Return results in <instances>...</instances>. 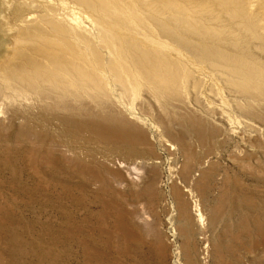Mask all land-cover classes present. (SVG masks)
<instances>
[{"label": "rangeland", "instance_id": "374dc122", "mask_svg": "<svg viewBox=\"0 0 264 264\" xmlns=\"http://www.w3.org/2000/svg\"><path fill=\"white\" fill-rule=\"evenodd\" d=\"M179 1L176 0L177 7L180 6V11L184 12H182L183 14L180 12L181 15L179 8L175 10L167 8L165 10L163 7L164 9H161L162 3L158 5L160 10L157 6L156 12L154 10L152 14L149 12L152 17L154 13L156 16V19L150 16V20H153H151L152 23L158 21L159 25L162 26L166 23L165 20L169 21L170 23L167 22L168 25L162 27L164 30L158 26L157 22L156 25L162 33L165 30L164 34L169 35L170 33V38L175 35V37L173 36L174 39L172 38L174 41L180 38L177 42L182 43V45H188L186 41L189 39L190 41L195 40L193 37L196 34L198 36L203 34L201 37L204 40L202 41H198L202 38L196 35L197 40L195 41L198 42L196 44L198 46L192 45L195 41H187L189 44L192 43L191 49H197L196 51L190 49L188 55L187 52L179 55L174 49L169 48V50L167 47L163 48L159 45L157 47H154L156 45L152 46V49L155 50L153 59L157 58L155 60L159 61L160 65L164 61L166 64L169 61L168 65L165 63L162 65L163 69L165 66L167 68L164 70L169 71L170 68L172 71L176 67L179 68V64H183L180 65L181 70L180 68L174 70L175 73L179 70V74L174 76L175 79L170 82L167 81L168 79L163 80L158 83V87L154 81L149 83V80L137 78V81H140L132 85L131 81H126L129 80L126 76H121V80H115L108 71H105L104 74L100 71L99 74L96 71L97 75L100 76V85L104 84V86L101 85L100 87H103H99L97 90L101 89L100 94L93 92L94 96H97L95 99L92 93L89 95L84 92L82 86H76V82L75 85L70 84L69 86L70 89L73 88V91L75 88L76 94H71V92L73 93L71 90L65 92L68 89L66 88L68 82L71 83V79L63 75L61 71L52 68L51 64L47 63V57L43 55V52L37 50L38 44L42 40L36 36L38 31L35 32L36 29L49 31L50 22L52 24V21L57 19V21H62L67 24L69 30L72 29V31H78L77 33L81 34L79 35L81 40L77 37L75 39L71 37V39L76 40L77 38L75 43H78L77 46L80 49L76 59H79L80 61H78L81 63L84 59L87 61L91 56H87V54H92V52L83 48L84 43L85 46L90 47L94 42L92 47L95 48L100 44H98V39L95 40L94 32H87V27L93 29L89 22L90 17L84 11L86 8L69 0H0V65L3 64V59L5 60L13 52L18 51L19 61L27 60L28 57V60L30 58L35 61L41 59L40 66H46L48 72L53 69L50 72L51 75L57 74L52 78L47 77L48 79L37 77L39 81L33 79L36 86L33 88V85L29 84L25 86L26 83L21 79L19 81L12 78L7 81L0 77V264H264V118H262L264 117L262 113L264 112V109L262 110L264 97L259 95L264 94V90L256 91L261 88L259 86H263L261 89L264 88L262 85L264 84V76L254 70L252 61L250 64L244 62V59H249L250 54L252 57V53L253 56L255 55L256 58L258 57L260 61L264 62V0H253L255 3L251 2L252 0H243V6L248 8L251 6L249 10H252L250 11L248 8L243 10V6L239 4L242 3V0L240 2L236 0L239 2H237L239 7L241 6V9L239 8L241 12L240 10L237 11L236 15L234 12L232 13L231 9H228L229 4L225 3L224 7V3L218 4V0H212V3L211 0H200L201 5L199 0L194 3L191 0L190 2H188L189 0ZM204 2L209 4H204ZM184 6L185 9H183ZM227 6L228 8H226ZM211 9L219 10L218 12L222 14H232L230 16L225 14L224 17ZM161 10H165V12L162 11V13ZM189 11L188 16L186 14ZM164 13L166 14L165 17ZM210 13H212L211 16L208 15ZM249 13L251 19H249ZM173 14L180 18L178 19L176 16L175 20ZM193 14L198 15L192 21ZM206 14L207 18L204 16ZM244 15L247 16L244 17L246 20L242 18ZM256 15L259 19L254 17V22L252 16ZM181 17L185 19L182 20L183 22ZM201 17L205 19L203 20ZM200 18L203 21H200ZM232 18L236 22L231 20ZM177 19L181 24H185L187 20L189 23L191 21L195 24L198 19L199 23H203L198 24L197 22L193 25L187 22L186 25L189 24L190 26L188 28L185 25L187 27L185 29L183 24L182 27L180 26L181 24ZM248 19L252 20L253 23L249 22ZM208 21H210V27L216 25L213 26L215 29L211 30V35L209 34L211 28H208ZM74 22H78L79 27L74 26L73 28ZM176 22H179V25ZM230 22L234 23L231 24ZM142 23L148 27L146 21ZM250 24L251 26L247 27ZM259 24L263 26H259ZM196 25L198 27L201 25V28L207 26L202 28V31L200 27V30L197 29ZM239 26L241 27L237 31L236 27ZM168 27L170 31H168ZM75 28L84 29L85 35H87L83 36L84 32ZM178 28L182 29L183 34H187L188 37L190 30H192L191 38L186 39L187 37H185V44L181 38L186 35L181 34L182 32L179 33ZM248 28H252L255 36L254 32ZM245 29L248 32H245ZM193 30H195V34ZM218 30L223 31L225 35ZM124 31L125 29L122 34L127 35L128 31L126 30L125 34ZM231 31L232 34L234 31L235 33L232 35ZM178 33L179 37H177ZM236 33L240 36L236 37ZM240 33H244V37L241 38L242 34ZM229 34L232 35V38L237 39L230 38ZM89 35L90 37H88ZM215 35L218 36L215 37ZM257 36H262L263 41ZM208 37H210L209 39H217H214L215 41L210 40L213 41L210 42L209 39H206ZM84 38L89 42L86 43ZM239 39L243 41L240 42ZM259 40L263 44L259 43ZM136 41L134 43L139 44ZM207 43H209L210 50L206 53L202 50L208 49ZM241 43L242 45H240ZM234 44L236 45L234 46ZM237 46L239 47L237 48ZM233 48L239 49L238 52ZM212 49L216 50L217 55ZM221 49L231 53L236 51L237 53L234 52L233 54L237 55L235 56L238 57L237 60L234 57L227 60ZM217 50L222 53L220 54ZM103 51H101L102 54L105 57L108 56ZM33 52L35 56H32ZM164 52L166 53L164 54ZM212 52L214 53L212 54ZM194 53L197 56L192 55ZM244 54L248 55L247 58ZM65 55L63 56L65 57ZM220 56L225 59L222 60ZM15 59L17 60V58ZM76 59L74 58V60ZM159 59L163 61L161 62ZM193 59L197 60L193 61ZM203 60L208 61L202 63ZM233 60L234 62L240 61L238 63L233 62V66L230 64ZM245 64L246 66H244ZM247 65L251 66V69ZM233 67H237L236 72ZM162 68L160 71H163ZM241 68H248L249 72L246 71L247 69L244 70L250 75L247 76L243 69V71L240 70ZM185 71L188 73L186 74ZM237 72L239 73L237 74ZM254 75H258L257 79L254 78ZM237 76L243 83L237 81ZM259 76H262L263 79ZM124 78L125 80H123ZM176 78L179 82L175 81ZM54 79L58 81L63 79L60 83L65 82L67 85L62 84L64 86L62 87L60 83V85L53 84ZM243 79L253 84H249ZM46 81L49 83H44ZM101 81L105 83H101ZM141 81L145 82L142 83ZM254 83L260 85L255 86ZM21 84H24V89L20 88L23 86ZM50 84L57 87V90ZM135 84L136 89L133 88ZM166 84L172 85L170 87L175 88L176 94L173 93L174 90H167L170 87L168 88ZM122 85L123 87L125 85V90H123ZM163 86L166 88L164 89ZM47 88L52 92L50 93ZM157 88H162V90ZM38 90L39 92H37ZM53 91L55 92L53 93ZM101 92H104L106 96ZM132 92L135 97L131 94ZM254 95L255 97H253ZM41 96L43 99L40 98ZM53 97H55V101ZM66 103H69L70 106ZM57 105H59L58 108ZM63 106L67 108L65 109L68 112L66 110L64 112ZM103 106L104 108L101 109ZM251 107L253 112L255 110L256 112L253 113ZM86 108L90 112H85ZM75 110L80 111L76 113ZM257 110H261L262 115ZM97 111H100L99 114ZM106 111H109L110 115L112 111L116 112L117 118L113 113L108 116L109 112ZM194 115L195 117H193ZM112 116L116 120L121 119L114 121ZM108 117L110 120H105ZM124 117L127 119L125 120ZM101 118L102 121H100ZM94 119H98L95 121L96 124L92 122ZM197 119L200 123H197ZM108 120H113V123ZM98 121L99 123H97ZM105 121H108V127H105L107 124L103 123ZM119 121L122 122L118 124ZM124 121L126 123V126L124 123V127L128 130L124 129L127 132L122 126ZM130 121L132 122L131 125ZM201 122L203 123L201 124ZM114 123L115 125H113ZM127 123L131 127L135 124V127L130 128ZM116 124L120 126L118 127ZM186 124L190 127L185 126ZM199 124L201 128H199ZM203 124L207 128H204ZM112 125L123 132L122 137L116 134H112L115 136L111 135L114 133ZM100 126H102L103 132ZM133 128H137L135 133ZM203 128L205 130L201 132ZM93 130L98 132L95 133ZM129 130H131V134L128 132ZM101 132L103 134L99 135ZM198 133L205 134L198 136ZM124 134L127 138L124 137ZM134 135L137 137L135 138ZM126 139L131 141L127 140L126 142ZM122 140L125 144L122 143ZM129 142L131 145L127 144ZM182 143L184 144V151L183 146L179 148ZM192 154L194 158L191 157ZM174 184L184 192L182 194L189 203L194 201L193 203L200 205L199 208L201 207L202 216L198 221L194 220L190 226H183L184 220L181 215L179 216L177 198L173 190Z\"/></svg>", "mask_w": 264, "mask_h": 264}, {"label": "bare ground", "instance_id": "6f19581e", "mask_svg": "<svg viewBox=\"0 0 264 264\" xmlns=\"http://www.w3.org/2000/svg\"><path fill=\"white\" fill-rule=\"evenodd\" d=\"M64 1H66V0H64ZM69 1H71V2H75L76 4H79L80 6H83V7H85L86 9L84 10V11H86L87 12V16H89L90 18V24H92V29L93 30H91V29H88V27H87V32H94V34L96 35V39L95 40H97L98 39V44H100V46H97L96 48L95 47H92V45H93V43L94 42H92V44L91 43H89V44H91V46L89 47V46H85V43H84V46H83V48L86 50V51H91L92 52V54H87V53H85V54H87V56L88 55H91L90 56V58L87 60V61H85V59H84V61H82V63L81 62H79L76 58L78 57V53H79V51H80V49L78 48L79 46H77V44L75 43V41L77 40V38H79L80 40L82 39V38H80V36L79 35H81V34H78L76 31H72V29L71 30H69L68 28H67V24H65V23H63L62 21H57L58 19H57V17H56V19L57 20H55V21H52V24H51V22H50V25H51V27L49 28L50 30L49 31H47V29L45 30V31H42V30H40V29H36V28H38V27H36V28H34V29H36L35 30V32H37L36 34V36L37 37H39L42 41L38 44V42H37V44L39 45V46H41V47H37L38 49L37 50H40V51H42L43 52V55L45 56V57H47V63H49V65L51 64V66H52V68H54V69H57V70H59V71H61L62 73H63V75H65V76H67L69 79H71L70 81H71V83H69L68 81H66V82H68V86H66V88H68L67 90H65V92L67 91V92H70V90L71 91H73L72 89H70L69 88V86H70V84L71 85H75V82H76V86H78V87H80V86H82L83 88H84V92H86L87 94H91L92 93V95L94 96V94H93V92H96V93H98L99 91H101V89L99 90V91H97L98 89H99V87L101 86V85H103L104 86V84H101L100 85V79H99V77L100 76H98L97 75V73H96V71H100L102 74H104V72L105 71H108L109 73H110V76H112L113 77V79H115V80H121L120 79V77L121 76H126V77H128L129 78V80H126V81H131V84L133 85L134 83H138V81H140V80H138L137 81V78H139V79H146L145 81H147V80H149V83H151V81H154V82H156L155 84H156V86H157V84L158 83H160L161 81H163V80H167L168 82H170L171 80H173V79H175L174 78V76H175V74H177L178 72H179V70L177 71V73H175L174 72V70H176V68H178V67H176V66H178V65H176L177 64V62H175V63H173V64H175L174 66L176 67L175 69H172V71H170L171 69L169 68V71L168 70H164V69H167L166 68V66H165V68L163 69L162 68V65L165 63V61L164 62H162L163 60H161V59H159L162 63H161V65H160V63H159V61H156L155 59H157V58H155V59H153L154 58V52H155V50H153L152 49V46L153 45H156V46H154V47H157L158 45L159 46H161V47H167V49H169V48H171V49H174L176 52H178L179 53V55H180V53H186L187 52V55L188 54H190V49L192 48V46H191V44H189L188 42H193V41H195V40H197L196 39V35H197V37H200V38H202V39H198V41L200 40V41H202V40H204L203 39V37H201L203 34H201V33H199V34H201L200 36H198V34H196L195 35V37H193V39L195 38V40H192V41H190V39H189V37H190V34H191V31L192 30H190L191 28H193V27H191L189 30H190V34H189V37L187 36V34H185L186 36H183L181 39L183 40V42L184 41H186L185 40V37H187L186 39H189V41L187 42L186 41V44H188V45H182V43H178L177 41L180 39H177V41L175 42L173 39V36L175 37V35H171L172 36V38H170V33H169V35H166V34H164L165 32H166V30H165V32H161V30H160V28H162V27H164V25H168L170 22L169 21H167V20H165L166 21V23L163 25L162 23H164L163 21H162V26L161 25H159L160 23H158V21H155V23L153 22H151V20H150V16L152 17V15H150V13L149 12H151V14H152V11L154 10H156V9H158L157 8V6L158 5H161V3H162V5L160 6L161 7V9L163 8V7H165V10L168 8V9H178L180 6H178L177 7V2H176V0H69ZM181 1V0H180ZM179 1V2H180ZM202 1V0H201ZM214 1V0H213ZM217 1V0H216ZM215 1V2H216ZM219 2H218V4L219 3H224V7H225V3H227V4H229V8H228V6L226 7V8H228V9H231L232 10V13L234 12L235 13V15L237 14V11H239L240 9H241V6H243V0H242V3H239L240 2V0H239V2L238 1H236V0H230V2H229V0H218ZM231 1H233V2H231ZM158 2H160V4H157ZM182 2H183V0H182ZM185 3H186V1H184ZM188 2H190V0L188 1ZM191 2L192 3H194V2H197V0L195 1V0H191ZM237 2L241 5L240 7H239V5L237 4ZM247 2V1H246ZM251 2H253V0L251 1ZM199 3H200V0H199ZM208 3V2H207ZM207 3H205L204 2V4H207ZM209 3H210V1H209ZM208 3V4H209ZM211 3H212V0H211ZM253 3H255V2H253ZM202 4V2L200 3V5ZM251 4V3H250ZM250 4H247V5H250ZM78 5V6H79ZM246 5V4H245ZM254 5V4H253ZM195 6H196V3H195ZM219 6V5H218ZM220 6H221V4H220ZM223 6V5H222ZM159 7V6H158ZM160 7H159V10H160ZM193 7V6H192ZM198 6H196V8H197ZM200 7V9H201V6H199ZM203 7V6H202ZM209 7V6H208ZM207 7V8H208ZM245 7V8H244ZM251 7V6H250ZM249 7V8H250ZM81 8V7H80ZM225 8V10H227ZM240 8V9H239ZM248 7H246V6H243V10L244 9H247ZM249 8H248V10H249ZM164 9V8H163ZM180 9L181 8H179V14H180ZM183 9H185V6H184V8ZM189 9V8H188ZM199 9V8H198ZM212 9H214V7H212ZM211 9V10H212ZM165 10L163 11V10H161L160 12H165ZM174 10H173V12H174ZM196 10V9H195ZM202 10H204L203 8H202ZM206 11H208L207 9H205ZM242 10V11H243ZM247 10V12H249L250 10H252V9H250L249 11ZM83 11V10H82ZM168 11V10H167ZM206 11H205V13H206ZM212 11H217V13L219 14L220 12H218L219 10H212ZM211 11V12H212ZM156 12V11H155ZM158 13H159V11H157ZM162 12V13H163ZM183 12V11H182ZM181 12V13H182ZM186 12H187V10H186ZM199 12H201V11H199ZM209 12V11H208ZM240 12H241V10H240ZM239 12V13H240ZM54 13V12H53ZM147 13H149L148 15H147ZM154 13V12H153ZM178 13V12H177ZM184 13V12H183ZM182 13V14H183ZM190 13V11L186 14V15H188ZM192 13V12H191ZM195 13V12H194ZM204 13V12H203ZM231 13V14H232ZM245 13H246V11H245ZM250 13H252V12H250ZM250 13L248 14V16L250 15ZM55 14V13H54ZM168 14H170V13H168ZM211 14L212 13H210V14H208L209 16H211ZM220 14H222V13H220ZM225 14L226 13H224V14H222L224 17H225ZM231 14H226V16L227 15H231ZM154 15H155V13H154ZM153 15V17H155V18H153V19H156V16H154ZM161 15H163V14H161ZM165 13H164V17H165ZM174 15V14H173ZM181 15V14H180ZM194 15V14H193ZM196 15H198V14H196ZM196 15H194V18H193V16L191 17V20L193 19H195V17H196ZM201 15V14H200ZM217 15V14H216ZM216 15H215V18H216ZM234 15V14H233ZM241 15H243V13H241ZM253 15H254V13H253ZM52 16V15H51ZM158 16V15H157ZM169 16H171V14L169 15ZM175 16V15H174ZM174 16H173V18H174ZM177 17H178V15H176ZM175 16V20H176V17ZM184 16V15H183ZM189 16V15H188ZM188 16H186V17H188ZM201 16H203V15H201ZM204 16H206V18H207V14L206 15H204ZM208 16V17H209ZM251 16V15H250ZM249 16V17H250ZM159 17H160V15H159ZM167 17V16H166ZM172 17V16H171ZM214 17V16H213ZM236 17V16H235ZM244 17H247V16H242V18H244ZM253 18V20H254V22H255V19H254V17H257V15L256 16H252ZM53 18V17H52ZM69 18H71V17H69ZM158 18V17H157ZM180 17H178V19H179ZM203 20L205 19V18H203V17H201ZM201 18H200V21H203V20H201ZM258 18V17H257ZM51 19V18H50ZM49 19V20H50ZM88 19V18H87ZM163 20L165 19V18H162ZM168 19H170L169 17H168ZM177 19V21H179ZM223 19V18H222ZM245 20H246V18H244ZM243 19V20H244ZM249 19H251V17L249 18ZM248 19V20H249ZM259 19V18H258ZM42 21H43V18L41 19ZM157 20H159V19H157ZM184 21L185 19L183 18L182 19V17H181V21ZM192 20V21H193ZM208 20H209V18H208ZM214 20V19H213ZM212 20V21H213ZM231 20H234V18H232ZM236 20H238V19H236ZM244 20V21H245ZM64 21V20H63ZM67 21V20H66ZM143 21H146L147 22V24H148V27H145V25L142 23ZM153 21V20H152ZM160 21V20H159ZM174 21V20H173ZM182 21V22H183ZM211 21V22H212ZM219 21V20H218ZM227 21V20H226ZM235 21V20H234ZM240 21V20H239ZM238 21V22H239ZM252 22V20H249V22ZM68 22V21H67ZM66 22V23H67ZM84 22V21H83ZM156 22L158 23V26L160 27H158L157 25H156ZM167 22H169V23H167ZM180 22V21H179ZM179 22H176V24H178ZM187 22H188V20H187ZM187 22L184 24V23H182L183 24V27L186 29L188 26H190L189 24L191 23V24H193V22H191L190 21V23L188 24V25H186L187 24ZM198 24H202L201 22L199 23V19H198ZM196 21H195V24L197 23ZM209 22V27L208 28H211V29H209V34H210V32H211V30L216 26H211L210 27V21H208ZM207 22V23H208ZM217 22V21H216ZM221 22V21H220ZM236 22V21H235ZM242 22V21H241ZM246 22V21H245ZM248 22V21H247ZM46 23H47V20H46ZM45 23V24H46ZM88 23V22H87ZM204 23H205V21H204ZM212 23H215V22H212ZM211 23V24H212ZM231 23V22H230ZM234 23V22H233ZM233 23H231V24H233ZM240 23V22H239ZM253 23V22H252ZM258 23V22H257ZM171 24H173V22L171 21ZM180 24H181V22H180ZM182 24L180 25L181 27H182ZM195 24H193V25H195ZM197 24V25H198ZM216 24V23H215ZM217 24L219 25V23L217 22ZM221 25H222V23H220ZM230 24V25H231ZM236 24V23H235ZM234 24V25H235ZM238 24V23H237ZM236 24V25H237ZM241 24V23H240ZM33 25V24H32ZM43 25V24H42ZM48 25H49V23H48ZM83 25V24H82ZM86 25V24H85ZM85 25H83V26H85ZM179 25V24H178ZM185 25L187 26V27H185ZM192 25V26H193ZM196 25V26H197ZM205 25V24H204ZM233 25V26H234ZM235 25V26H236ZM239 25V24H238ZM261 24H259V26H260ZM74 26H78L79 27V23L77 22V23H75L74 22V25H73V28H74ZM81 26V25H80ZM87 26V25H86ZM91 26V25H90ZM207 26V25H206ZM205 26V27H206ZM243 26V25H242ZM249 26H251V24L250 25H248L247 27H249ZM253 26V25H252ZM258 26V27H259ZM261 26H263V25H261ZM40 27V26H39ZM69 27V26H68ZM167 27V26H166ZM170 27V26H169ZM169 27H168V31H170L169 30ZM172 27L174 28V25H172ZM179 27V26H178ZM200 28H201V25L199 26ZM199 27L197 26V29H199ZM204 26H202V28H205ZM221 27V26H220ZM224 27V26H223ZM227 27H229V26H227ZM241 26H239V27H236L237 28V31H238V28H240ZM243 27H245V25L243 26ZM242 27V29H244ZM247 27H246V29H247ZM253 27H255V26H253ZM43 28V27H42ZM70 28V27H69ZM84 28V27H83ZM175 28H176V26H175ZM189 28V27H188ZM202 28H201V30H202ZM218 28V27H217ZM33 29V30H34ZM75 29H78V28H75ZM119 29V30H118ZM121 29H125V31L128 33L127 35H123L122 33V31H121ZM163 30H164V28H162ZM167 29V28H166ZM179 29V28H178ZM177 29V31L179 32V33H181V34H183V32L184 31H181L180 29V31ZM184 29V30H185ZM194 29V28H193ZM215 29V28H214ZM221 29V28H220ZM219 29V30H220ZM225 29H228V28H225ZM245 29V32H248V30H250V31H253L252 30V28L251 29H249L248 28V30H246ZM255 29V28H254ZM78 30H81V29H78ZM172 30V29H171ZM188 30V31H189ZM200 30V29H199ZM208 30V29H207ZM206 30V31H207ZM217 30V29H216ZM216 30H214V31H216ZM218 30V31H219ZM230 30V29H229ZM256 30V29H255ZM259 30V29H258ZM81 31H83L84 33L82 34L83 36L85 35V33H86V31H84V29L83 30H81ZM124 31V34L126 33ZM188 31H186V32H188ZM197 32H198V30H196ZM203 31V30H202ZM222 31V30H221ZM225 31V30H224ZM227 31V30H226ZM225 31V32H226ZM236 31V32H237ZM239 31H241L240 29H239ZM263 31V30H262ZM174 32V31H173ZM176 32V31H175ZM195 32V30H193V33ZM220 32V31H219ZM223 32V31H222ZM222 32H220L221 34H222ZM228 32H230V31H228ZM244 32V33H245ZM254 32V31H253ZM81 33V32H80ZM179 33H178V35H177V37H179ZM192 33V35H194ZM213 33H215V34H218V33H216V32H213ZM219 33V34H220ZM224 33V32H223ZM234 33H235V31H234ZM233 33V34H234ZM243 33V34H244ZM252 33V32H251ZM259 33V32H258ZM257 33V34H258ZM33 34V33H32ZM35 34V33H34ZM93 34V33H92ZM173 34H175V33H173ZM183 34V35H184ZM205 35H206V32L204 33ZM231 34H232V31H231ZM232 34V35H233ZM240 34H242V33H240ZM243 34H242V36H241V38L242 37H244L243 36ZM246 34V33H245ZM30 35V34H29ZM87 35V34H86ZM85 35V36H86ZM191 35V36H192ZM211 35V34H210ZM209 35V36H210ZM224 35H225V33H224ZM223 35V36H224ZM230 35V34H229ZM232 35H230L229 37L230 38H232ZM237 35V36H236ZM236 37H238V36H240V35H238L237 33H236ZM247 35V34H246ZM34 36V35H33ZM79 36V37H78ZM213 36V35H212ZM218 36V35H217ZM216 35H215V37H217ZM227 36H228V34H227ZM226 36V37H227ZM254 36H255V32H254ZM71 37L72 38H74L75 39V37H77L76 38V40H74V39H71ZM88 37H90V35L88 36ZM88 37H87V39H88ZM95 37V36H94ZM166 37V38H165ZM176 37V38H177ZM181 37V36H180ZM206 37V36H205ZM211 37V36H210ZM210 37H208V38H206V39H209ZM219 37H220V35H219ZM257 37H260V36H257ZM262 37V36H261ZM260 37V38H261ZM36 38V37H35ZM92 38V37H91ZM191 38V37H190ZM223 38V37H222ZM221 38V39H222ZM234 39H237V38H235V37H233ZM232 38V39H233ZM248 38V37H247ZM246 38V39H247ZM250 38V37H249ZM260 38H258V39H260ZM263 38V37H262ZM261 38V39H262ZM27 39H28V37H27ZM31 39V38H30ZM38 39V38H37ZM205 39V40H206ZM214 39H217V38H214ZM214 39H209V41L210 40H213V41H215ZM257 39V38H256ZM84 40H85V42L86 43H88L89 41H87L85 38H84ZM88 40H90V39H88ZM135 40H137L138 42H139V44H136V43H134V41ZM240 40V39H239ZM28 41V40H27ZM30 41H32V40H30ZM40 41V40H39ZM94 41V40H93ZM131 41H132V43H131ZM136 41V42H137ZM213 41H210V42H213ZM221 41V40H220ZM232 41V40H231ZM243 41V40H242ZM241 40H240V42H242ZM257 41V40H256ZM255 41V42H256ZM260 41V40H259ZM262 41H263V39H262ZM77 42V41H76ZM81 42H83V41H81ZM91 42V41H90ZM96 42V41H95ZM130 42V43H129ZM181 42V41H180ZM206 42V41H205ZM208 42V41H207ZM219 42V41H218ZM233 42H235V41H233ZM239 42V41H238ZM238 42H236L237 44H239ZM33 43V42H32ZM35 43V42H34ZM198 42H196L195 41V43L193 42V44L192 45H196ZM200 43V42H199ZM220 43V42H219ZM259 43H261V41L259 42ZM82 44V43H81ZM184 44H185V42H184ZM206 44V43H205ZM209 43H207V45H208ZM211 44V43H210ZM216 44V43H215ZM261 44H263V42L261 43ZM20 45V44H19ZM79 45H80V43H79ZM194 45V46H195ZM200 45V44H199ZM204 45V44H203ZM212 45V44H211ZM219 45V44H218ZM222 45V44H221ZM224 45V44H223ZM229 45V44H228ZM231 45V44H230ZM236 44H234V46H235ZM240 45H242V43L240 44ZM244 45V44H243ZM21 46V45H20ZM35 46V45H34ZM95 46V45H94ZM193 46V47H194ZM196 46H198V45H196ZM205 46V45H204ZM258 46L260 47V45L258 44ZM80 47H82V46H80ZM211 47V46H210ZM216 47H218V46H216ZM223 47V46H222ZM225 47H226V45H225ZM229 47V46H228ZM232 47V46H231ZM239 46H237V48H238ZM240 47H242V46H240ZM263 47V46H262ZM33 48H35V47H33ZM162 48V49H163ZM212 48V47H211ZM214 48V47H213ZM243 48V47H242ZM261 48V47H260ZM25 49V48H24ZM84 49H82V50H84ZM155 49V48H154ZM157 49V48H156ZM233 49H236V48H233ZM233 49H232V51H233ZM19 50V49H18ZM31 50V49H30ZM33 50V49H32ZM35 50V49H34ZM102 50H104L103 52H105L106 53V55H108V56H106L105 57V55H103L102 54ZM170 50V49H169ZM191 50H193V51H196V50H194V49H191ZM200 50H201V48H200ZM209 45H208V49L207 50H205V49H203L202 51H204V52H209ZM213 51H214V49H212ZM220 50V49H219ZM219 50H217V52L219 51ZM230 50V49H229ZM237 50V52H238V50L239 49H236ZM263 50V49H262ZM162 51V50H161ZM201 51V52H202ZM216 51V50H215ZM214 51V52H215ZM221 51L223 52V53H225V57L227 58V60H228V58L229 59H232L233 57H234V59L236 58L235 56H237L236 54L234 55L233 53L234 52H236V51H234L233 53H231L230 51H227V50H223V49H221ZM241 51H242V49H241ZM248 51V50H247ZM20 52V51H19ZM24 52V51H23ZM31 52V51H30ZM42 52H40V53H42ZM81 52H83V51H81ZM90 52V53H91ZM168 52V51H167ZM189 52V53H188ZM203 52V53H204ZM214 52H212V54L214 53ZM221 52V53H222ZM236 52V53H237ZM22 53V52H21ZM21 53H20V55H21ZM25 53V52H24ZM39 53V52H38ZM162 54H163V51L161 52ZM166 52H164V54H165ZM196 53V52H195ZM195 53L194 54H192V55H194V56H197V55H195ZM211 53V52H210ZM219 53H220V51H219ZM219 53H218V56H219ZM220 53V54H221ZM245 53V52H244ZM251 53V52H250ZM19 53H18V51L16 52H13V54L11 55V56H9V57H7L5 60L3 59V64H1L0 65V77H2V79H6L7 81L8 80H10V79H12L13 78V80L15 79V80H19V79H21V81H23L24 83H26V85L25 86H27L28 84L29 85H33L32 86V88L33 87H36L35 86V84H34V80L33 79H36V80H38L39 81V79L37 78V77H44V79L45 78H47V77H50V78H52V76H56V75H51L52 73H50V72H52V70L51 71H49L48 72V70L45 68V67H43V66H40V60H37V61H35V60H31V58H30V60H28L29 59V57L27 56V55H25V56H27L28 57V59L27 60H23V61H19L18 60V57H17V55H18ZM32 54V53H31ZM64 54H66L65 55V57L63 56ZM168 54V53H167ZM202 54V53H201ZM205 54V53H204ZM214 54H216V52L214 53ZM16 55V57H14ZM23 55V54H22ZM81 55V54H80ZM178 55V56H179ZM186 55V56H187ZM211 55V54H210ZM209 55V56H210ZM217 55V54H216ZM240 55V54H239ZM245 55V54H244ZM248 55H249V53H248ZM247 55V56H248ZM32 56H35L34 55V52H33V55ZM37 56V55H36ZM40 56V55H39ZM82 56V55H81ZM85 56V55H84ZM160 56V55H159ZM163 56V55H162ZM167 56H169V55H167ZM166 56V57H167ZM185 56V57H186ZM193 56V57H194ZM201 56V55H200ZM204 56V55H203ZM212 56V55H211ZM210 56V57H211ZM246 56V55H245ZM247 56H246V58H247ZM31 57V56H30ZM86 57V56H85ZM158 57V56H157ZM161 57V56H160ZM160 57H158V58H160ZM188 57V56H187ZM206 57V56H205ZM214 57V56H213ZM216 57V56H215ZM221 58H222V60H223V58L224 57H222V56H220ZM15 58H17V60L15 59ZM21 58V57H20ZM33 58V57H32ZM41 58H43V57H41ZM74 58L76 59V60H74ZM79 58H80V56H79ZM82 58V57H81ZM88 58V57H87ZM165 58V57H164ZM169 58V57H168ZM190 58V57H189ZM195 58V57H194ZM197 58V57H196ZM199 58V57H198ZM202 59H203V57H201ZM238 58V57H237ZM237 58H236V60H237ZM249 59H244L245 61V63H247V64H250L251 63V61H252V66H253V68H254V70H256L257 72H259L260 74H262L263 76H264V62H262V61H260L259 59H258V57L256 58L255 57V55L253 56V53H252V57H251V54H250V56L248 57ZM23 59V58H22ZM170 59H171V61H172V58L170 57ZM175 59V58H174ZM173 59V60H174ZM211 60H213L212 58H210ZM216 59V58H215ZM220 59V58H219ZM219 59H217V60H219ZM225 59V58H224ZM164 60H166V59H164ZM176 61H177V59H175ZM181 60H182V58H181ZM190 60V59H189ZM194 60H197V59H193V61ZM209 60V59H208ZM207 60V61H208ZM263 60V59H262ZM205 60H203L202 61V63L204 62ZM207 61H205V62H207ZM214 61V60H213ZM240 61V60H239ZM238 61V62H239ZM168 62L169 61H167V64L166 65H168ZM173 62V61H172ZM171 62V63H172ZM180 62V61H179ZM179 62H178V64H179ZM182 62V61H181ZM199 62H201L200 60H199ZM211 62V61H210ZM220 62V61H219ZM224 62V61H223ZM233 62H234V60L232 61V63L230 62V64H232L233 65ZM236 62V61H235ZM234 62V63H235ZM238 62H236V63H238ZM243 62V63H244ZM249 62V63H248ZM43 63V62H42ZM46 63V64H47ZM228 63V62H227ZM199 64V63H198ZM210 64V63H209ZM226 64V63H225ZM229 64V65H230ZM170 65V64H169ZM180 65H183L182 63L181 64H179V68L181 67ZM227 65V64H226ZM232 65H230L231 67H232ZM240 65H241V62H240ZM240 65H238V66H240ZM186 66V65H185ZM229 66V67H230ZM234 66V65H233ZM236 66V65H235ZM244 66H246V64L244 65ZM169 67V66H168ZM171 67V66H170ZM182 67H184V66H182ZM187 67V66H186ZM230 67V68H231ZM241 67V66H240ZM247 67H249V65H247ZM251 67V66H250ZM249 67V68H250ZM160 68H162L163 69V71H160ZM178 68V69H179ZM234 68V67H233ZM237 67H235L234 68V71L236 72L237 70ZM239 69V68H238ZM243 68H241L240 70H242ZM244 69H247L246 71H248L249 69L248 68H244ZM243 69V70H244ZM251 69V68H250ZM180 70H181V68H180ZM183 70H186V69H184L183 68ZM242 70V71H243ZM93 71H94V73H93ZM187 71H188V69H187ZM187 71H185L186 72V74L188 73ZM242 71H240V72H242ZM245 70L243 71V72H246ZM250 71V70H249ZM248 71V72H249ZM252 71V70H251ZM100 72H99V74H100ZM107 72V73H108ZM182 72H184V71H182ZM182 72L180 73L181 75H182ZM242 72V73H243ZM253 72V71H252ZM257 72H255V73H257ZM239 72H237V74H238ZM247 73V72H246ZM245 73V74H246ZM251 73V72H250ZM54 74H55V72H54ZM96 74V75H95ZM179 74V73H178ZM241 74V73H240ZM251 74H253V73H251ZM258 74V73H257ZM59 75V74H58ZM62 75V74H61ZM183 75H184V73H183ZM189 75V74H188ZM188 75H185V76H188ZM242 75V74H241ZM241 75H240V77H241ZM250 74L249 73H247V76H249ZM108 76V75H107ZM178 76V75H177ZM184 76V77H185ZM243 76V75H242ZM252 76V75H251ZM255 76V77H254ZM253 77L255 78V79H257L256 77H258V75L256 76V75H254ZM59 78H60V76H58ZM64 77V76H63ZM63 77H61V78H63ZM102 77V76H101ZM106 77V76H105ZM109 77V76H108ZM125 77V78H126ZM180 77H182V76H180ZM179 77V78H180ZM238 77V76H237ZM240 77H238V79H237V81H240V82H242L241 80H239V78ZM252 77V79L254 80V78ZM262 78V76H259V78ZM68 78H67V80H68ZM125 78L123 79V80H125ZM242 78V77H241ZM249 78V77H248ZM251 78V77H250ZM264 78V77H263ZM262 78V79H263ZM48 79V78H47ZM63 79H65V78H63ZM62 79V80H63ZM104 79V78H103ZM102 79V80H103ZM108 79V78H107ZM178 78H176V80L175 81H178L179 82V80H177ZM245 79V78H244ZM243 79V80H244ZM247 79V78H246ZM1 80V79H0ZM35 80V81H36ZM52 80V79H51ZM55 80V79H54ZM62 80L61 81H58V80H55V81H53V84H59L60 82H62ZM114 80V81H115ZM122 80V81H123ZM231 80V79H230ZM20 81V80H19ZM42 81V80H41ZM49 81V80H48ZM48 81H46V82H44V83H47ZM113 81V82H114ZM144 81V82H145ZM167 81H165V83H167ZM175 81H174V84H176L175 83ZM244 81H247V80H244ZM249 81H251V80H249ZM257 82H259L258 80H256ZM2 82V81H1ZM11 82V81H10ZM15 82V81H14ZM50 82V81H49ZM48 82V83H49ZM103 81H101V83H102ZM107 82V81H106ZM125 82V81H124ZM142 82V81H141ZM144 82H142V83H144ZM173 82V81H172ZM231 82H232V80H231ZM248 82V81H247ZM262 82V81H261ZM18 83H20V82H18ZM40 83V82H39ZM42 83V82H41ZM103 83H105V82H103ZM115 83V82H114ZM123 83V82H122ZM163 83V82H162ZM237 83V82H236ZM239 83V82H238ZM243 83V82H242ZM245 83V82H244ZM249 83V82H248ZM250 83H252V82H250ZM249 83V84H250ZM256 83V82H255ZM254 83V85L255 86H257L258 84H255ZM263 83V82H262ZM261 83V84H262ZM10 84V83H9ZM38 84V83H37ZM61 84V85H60ZM59 85L60 86H62V87H64L62 84H66L67 85V83H65V82H63V83H60ZM120 84H121V82H120ZM123 84H126V83H123ZM140 84V83H139ZM148 84V83H147ZM171 84V83H170ZM178 84V83H177ZM253 84V83H252ZM5 85V84H4ZM14 85V84H13ZM19 85V84H18ZM21 85H23L22 87H20V88H23L24 87V84H21ZM40 85V84H39ZM38 85V86H39ZM47 85V84H46ZM45 85V86H46ZM51 86H52V84H50ZM119 85V84H118ZM117 85V86H118ZM141 85V84H140ZM143 85H145V84H143ZM151 85V84H150ZM161 85V84H160ZM167 85V84H166ZM166 85H164V86H166ZM237 85V84H236ZM260 85V84H259ZM262 85H264V84H262ZM12 86V85H11ZM43 86V85H42ZM49 86V85H48ZM54 86V85H53ZM52 86V87H53ZM75 86V87H76ZM102 86V87H103ZM135 86H136V84L133 86V88H135ZM139 86V85H138ZM164 86H163V88H164ZM168 86V85H167ZM166 86V87H167ZM170 86H172V85H170ZM170 86H168V88L170 87ZM174 86V85H173ZM238 86H240V85H238ZM255 86H254V88H255ZM6 87H8V86H6ZM9 87H10V85H9ZM12 87H14V86H12ZM11 87V88H12ZM29 88H30V86H28ZM41 87V86H40ZM55 87V86H54ZM53 87V88H54ZM59 87V86H58ZM74 87V86H73ZM102 87H100V88H102ZM122 87H123V85H122ZM141 87V86H140ZM140 87H139V89H140ZM151 87H153V86H151ZM154 87H155V85H154ZM158 87H159V84H158ZM165 87V88H166ZM242 87H243V84H242ZM259 87H263V86H259ZM16 88V87H15ZM20 88H18V89H20ZM31 88V89H32ZM37 88H39V87H37ZM56 88V90H57V87H55ZM60 88V87H59ZM58 88V89H59ZM65 88V89H66ZM120 88V87H119ZM124 89L123 90H125V85H124V87H123ZM164 88V89H165ZM247 88V87H246ZM253 87H252V89H254ZM261 88H258V90H256L257 92H260V91H262V90H264V88L263 89H261ZM13 89V88H12ZM18 89H17V91H18ZM24 89V88H23ZM25 89H26V87H25ZM48 89V88H47ZM52 89V88H51ZM130 89V88H129ZM136 89V88H135ZM134 89V90H135ZM158 89V88H157ZM160 90H162V88H159ZM158 89V90H159ZM163 89V90H164ZM175 89V88H174ZM174 89H172L171 87L169 88V89H167V90H174ZM14 90V89H13ZM21 90V89H20ZM34 90V89H33ZM48 90H50V89H48ZM53 90V89H52ZM77 90H79V89H77ZM95 90V91H94ZM122 90V91H123ZM154 90H156V89H154ZM241 90H242V88H241ZM246 90V89H245ZM75 88H74V91H73V93L71 92V94H76L75 93ZM83 91V90H82ZM165 91V90H164ZM169 91H168V93H169ZM175 91V90H174ZM247 91H248V89H247ZM252 91V90H251ZM21 92V91H20ZM37 92H39V90L37 91ZM41 92V91H40ZM52 91L50 90V93H51ZM55 91H53V93H54ZM61 92H62V90H61ZM125 92V91H124ZM134 92V91H133ZM131 93L134 97H135V95H134V93ZM136 92H137V90H136ZM172 92V91H171ZM248 92H250V91H248ZM22 93V92H21ZM43 93V92H42ZM48 93H49V91H48ZM57 93V92H56ZM55 93V94H56ZM64 93V92H63ZM80 93H81V90H80ZM83 93V92H82ZM95 93V94H96ZM102 93V92H101ZM173 93H175L176 94V91L175 92H173ZM173 93H171V94H173ZM60 95H61V93H59ZM68 94V93H67ZM79 94V93H78ZM84 94V93H83ZM99 94H100V92H99ZM102 94H104L105 95V93L103 92ZM170 94V93H169ZM254 94V93H253ZM259 94V93H258ZM41 95V94H40ZM65 95V94H64ZM136 95L138 96V93H136ZM259 95H263V97H264V94H259ZM259 95H256V96H259ZM43 96V95H42ZM42 96L40 97V98H42ZM81 96V95H80ZM92 96V97H93ZM101 96H103V95H101ZM101 96H99V97H101ZM106 96V95H105ZM95 97V99L97 98V96H94ZM104 97V96H103ZM139 97V96H138ZM253 97H255V95L253 96ZM262 97V96H261ZM261 97H259V98H261ZM54 98V101H55V97H53ZM59 98V97H58ZM257 98V97H256ZM43 99V98H42ZM60 99V98H59ZM62 99H63V97H62ZM264 99V98H263ZM98 100V99H97ZM99 100H101V99H99ZM53 101V100H52ZM52 101H50L51 103H52ZM95 101V100H94ZM262 101V100H261ZM58 102H60V101H58ZM67 102V101H66ZM72 102V101H71ZM99 102V101H98ZM54 104H59V103H55V102H53ZM81 103V102H80ZM96 103H97V101H96ZM160 103V102H159ZM61 104V103H60ZM66 104H68L69 106H70V104L69 103H66ZM74 104H76V103H74ZM82 104H85V103H83L82 102ZM98 104V103H97ZM101 104H103V103H101ZM62 105H64L63 103H62ZM72 105V104H71ZM77 105V104H76ZM75 105V106H76ZM79 105V104H78ZM86 105V104H85ZM50 106H52V105H50ZM58 106L59 105H57V108H58ZM61 106V105H60ZM66 106V105H65ZM102 106V105H101ZM64 107V106H63ZM72 107H74L73 105H72ZM78 107V106H77ZM81 107V106H80ZM83 107V106H82ZM81 107V108H82ZM1 108V107H0ZM3 108V107H2ZM56 108V109H57ZM66 107H64V112H66L67 110V108L65 109ZM76 108V107H75ZM79 108V107H78ZM90 108V107H89ZM104 108V106L101 108V109H103ZM49 109V108H48ZM61 109V108H60ZM71 109V108H70ZM77 109V108H76ZM115 109V108H114ZM264 108H262V110H263ZM3 110V109H2ZM62 110H63V108H62ZM66 110V111H65ZM68 110H69V108H68ZM83 110H84V108L82 109V113H83ZM95 110V109H94ZM254 110H255V108H254ZM59 111V110H58ZM80 111V110H79ZM78 111V112H79ZM87 111V108L85 109V112ZM102 111V110H101ZM103 111H105V110H103ZM251 111L253 112V108L251 107ZM258 112H260L259 110H257ZM60 112H62V111H60ZM68 112V111H67ZM71 112V111H70ZM73 112V111H72ZM75 112L76 113H78L76 110H75ZM87 112H90L89 110L87 111ZM98 112V114H99V112L100 111H97ZM106 112H109V111H106ZM168 112V111H167ZM251 112V113H252ZM254 112H256V110L254 111ZM253 112V113H254ZM257 112V113H258ZM112 113H113V115L116 113V112H113L112 111ZM112 113H111V115H112ZM166 113V112H165ZM263 114H264V112H262ZM67 114V113H66ZM94 114V113H93ZM104 114V113H103ZM102 114V115H103ZM107 114V113H106ZM118 114V113H117ZM167 114V113H166ZM260 114H261V112H260ZM68 115V114H67ZM70 115H72V114H70ZM74 115V114H73ZM79 115H80V113H79ZM78 115V116H79ZM101 115V116H102ZM108 116L110 115V112H109V114H107ZM110 115V116H111ZM189 115V114H188ZM259 115V114H258ZM262 115V114H261ZM260 115V116H261ZM83 116V115H82ZM89 116V115H88ZM106 116V115H105ZM114 116H116V118H117V115L115 114ZM181 116V115H180ZM187 116V115H186ZM190 116V115H189ZM188 116V117H189ZM64 117V116H63ZM79 117H81V116H79ZM113 117V116H112ZM119 117V116H118ZM123 117V116H122ZM187 117V118H188ZM191 117H192V115H191ZM193 117H195V115L193 116ZM197 117V116H196ZM199 117V116H198ZM72 118V117H71ZM99 118V117H98ZM103 119H104V117H102ZM102 118H101V120L100 121H102ZM110 117H108V118H106L105 120H107V119H109ZM114 118V117H113ZM112 118V119H113ZM184 118V117H183ZM186 118V119H187ZM262 118H264V117H262ZM57 119V118H56ZM63 119V118H62ZM68 119V118H67ZM86 119V118H85ZM115 119V118H114ZM118 119H121V118H118ZM117 119V120H118ZM124 119H125V117H124ZM123 119V120H124ZM127 119V118H126ZM125 119V120H126ZM186 119H183V120H186ZM189 119V118H188ZM93 120V119H92ZM91 120V121H92ZM98 119H94V121H92V122H95V121H97ZM110 120V119H109ZM108 120V121H109ZM116 119L114 120V121H117ZM193 120H195L194 118H193ZM198 120L199 119H197V123H200V122H198ZM63 121V120H62ZM66 121V120H65ZM78 121V120H77ZM83 121V120H82ZM90 121V120H89ZM104 121V120H103ZM107 121V122H108ZM113 121V120H112ZM112 121H109V122H112ZM129 121V120H128ZM91 122V123H92ZM106 121L105 122H103L104 124H106L107 123ZM120 122H122V121H119V122H117L118 124H120ZM131 122V121H130ZM130 122H128V123H130ZM183 122V121H182ZM190 122V121H189ZM192 122V121H191ZM204 122V121H203ZM203 122H201V124L203 123ZM97 123H99V121L97 122ZM113 123V122H112ZM124 123H125V121L123 122V129L125 128L126 129V127H124ZM127 123V124H128ZM183 123H185V122H183ZM186 123H188L187 121H186ZM192 123H194L195 124V122H192ZM205 123V122H204ZM78 124H79V122H78ZM87 124V123H86ZM93 124H96V122L95 123H93ZM93 124H91L92 126H93ZM103 124V125H104ZM110 124V123H109ZM132 124V122L130 123V125ZM190 124V123H189ZM193 124V125H194ZM66 125H68V124H66ZM85 125V124H84ZM101 125V124H100ZM108 125V123L105 125V127ZM113 125H115V123L113 124ZM112 125V128H113V130H114V133H111V135L112 134H116L117 136H120V137H122L121 135H123V132L121 131V130H119V128L118 129H116V128H114V126ZM129 124H128V126H130ZM188 124H186L185 126H187ZM191 125V124H190ZM204 125L205 124H203V127H204ZM89 126V125H88ZM92 126H91V128H92ZM99 126V125H98ZM109 126H111V125H109ZM116 126H120V125H117L116 124ZM122 126L120 127L121 129H122ZM125 126H126V123H125ZM128 126H127V128H128ZM195 126V125H194ZM193 126V127H194ZM95 127V126H94ZM93 127V128H94ZM97 127V126H96ZM101 127L102 126H100V129H101ZM108 127V126H107ZM132 127H135V124L132 126ZM131 126H130V128H132ZM188 127H190L189 125H188ZM206 127V126H205ZM204 127V128H205ZM210 127V126H209ZM79 128V127H78ZM90 128V129H91ZM104 128V127H103ZM197 128H198V126H197ZM199 128H201L200 127V124H199ZM202 129L203 131H201V132H204V130L205 129ZM207 128V127H206ZM65 129V128H64ZM95 129H98V128H95ZM124 129V130H125ZM134 130L136 129L137 130V128H133ZM132 129V130H133ZM191 129V128H190ZM195 130H196V127L194 128ZM210 129V128H209ZM212 130L214 129V128H211ZM73 130V129H72ZM80 130V129H79ZM83 130H84V128H83ZM102 130V129H101ZM104 130H107V129H104ZM112 130V129H111ZM123 130V131H124ZM126 130H128V129H126ZM125 130V131H126ZM136 130L134 131V133L136 132ZM191 130H193V129H191ZM198 130H201V129H198ZM93 131H95V133H97L96 132V130H93ZM107 131H110V130H107ZM107 131H105V132H107ZM194 131V130H193ZM215 131V130H214ZM102 132H103V130H102ZM100 133L99 135H101V134H103V133ZM104 132V133H105ZM127 132V131H126ZM128 132H130V134H131V130H129ZM195 132V131H194ZM198 132V131H197ZM212 132V131H211ZM69 133H71V132H69ZM133 133V132H132ZM72 134V133H71ZM107 134H108V132H107ZM129 133H128V135H130ZM195 134V133H194ZM193 134V135H194ZM199 134L200 133H198L197 135L199 136ZM201 134H205V133H201ZM200 134V135H201ZM213 134V133H212ZM106 135V134H105ZM105 135H104V137H105ZM133 135V134H132ZM131 135V136H132ZM197 135H196V137H197ZM96 136V135H95ZM112 136H115V135H112ZM126 136V134H124V137ZM144 136V135H143ZM178 136H180V135H178ZM107 137V136H106ZM119 137V138H120ZM124 137H123V139H124ZM134 137L136 138L137 136L136 135H134ZM133 137V138H134ZM139 137V136H138ZM145 137V136H144ZM201 137V136H200ZM199 137V138H200ZM125 138H127V137H125ZM140 138V137H139ZM142 138V137H141ZM181 138H183V136H181ZM180 138V139H181ZM89 139V138H88ZM112 138L110 137V140H111ZM114 139V138H113ZM122 139V138H121ZM143 139V138H142ZM176 139V138H175ZM179 139V140H180ZM108 140V139H107ZM114 140H116V138L114 139ZM120 140V139H119ZM127 140H130V139H126L125 141L127 142ZM131 140H132V137H131ZM130 140V141H131ZM137 140V139H136ZM141 141H143V140H141ZM178 141V140H177ZM184 141V140H183ZM111 142V141H110ZM109 142V143H110ZM116 142H119V141H116ZM135 142V141H134ZM139 142V141H138ZM179 142V141H178ZM177 142V143H178ZM185 142H187V141H185ZM121 143V142H120ZM122 143H124L123 142V140H122ZM180 143V142H179ZM184 143V142H183ZM182 143V145H180V147L179 148H181V146H183V151H184V144ZM125 144V143H124ZM127 144H130L131 145V143L129 142V143H127ZM117 146H118V144H116ZM185 145H186V143H185ZM120 146V145H119ZM172 146V145H171ZM122 147H123V145H122ZM135 147V146H134ZM137 147V146H136ZM169 147H170V145H169ZM173 147V146H172ZM189 147V146H188ZM132 148V147H131ZM171 148V147H170ZM169 148V149H170ZM130 149V148H129ZM133 149V148H132ZM185 149H186V147H185ZM190 150V149H189ZM192 150V149H191ZM182 151V152H183ZM185 153V152H184ZM191 153V152H190ZM187 154V153H186ZM185 155V154H184ZM188 156V155H187ZM199 156V155H198ZM191 157H193V154H192V156ZM200 157V156H199ZM198 157V158H199ZM194 158V157H193ZM191 159V158H190ZM199 160V159H198ZM197 160V161H198ZM196 161V160H195ZM201 162V161H200ZM206 162V161H205ZM188 164H189V162H187ZM121 164V163H120ZM119 165V164H118ZM121 167H122V165H120ZM126 167V166H125ZM127 168H128V166H127ZM188 168V167H187ZM181 170H183V169H181ZM190 171V170H189ZM180 174V173H179ZM182 174V173H181ZM183 175V174H182ZM178 177H180V176H178ZM181 177H183V176H181ZM185 178V177H184ZM181 179V178H180ZM178 183V182H177ZM176 183V184H177ZM182 188V187H181ZM174 195H175V197L177 198V200H176V202H177V206H178V208H179V216L181 215V217H182V219L184 220V224H183V226L185 225H188V226H190V225H192L193 224V222H194V220H199V218L202 216L201 215V211H200V208L198 207V206H200V205H196L195 203H189V201L187 200V198H185L184 196H183V194L182 193H184V192H182L181 191V189L177 186V185H175L174 184ZM183 190V189H182ZM187 190V189H186ZM185 194H186V192H185ZM186 196V195H185ZM174 197V198H175ZM196 203H197V200H196ZM203 211V210H202ZM178 212V211H177ZM194 217H195V219H194ZM201 221V220H200ZM200 221H199V223H200ZM187 226V227H188ZM185 228V227H184ZM190 228V227H189ZM185 229H187V228H185Z\"/></svg>", "mask_w": 264, "mask_h": 264}]
</instances>
